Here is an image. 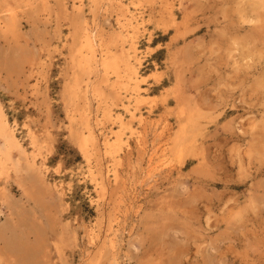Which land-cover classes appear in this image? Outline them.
I'll list each match as a JSON object with an SVG mask.
<instances>
[{
	"label": "rangeland",
	"instance_id": "obj_1",
	"mask_svg": "<svg viewBox=\"0 0 264 264\" xmlns=\"http://www.w3.org/2000/svg\"><path fill=\"white\" fill-rule=\"evenodd\" d=\"M0 104V264H264V0H0Z\"/></svg>",
	"mask_w": 264,
	"mask_h": 264
},
{
	"label": "bare ground",
	"instance_id": "obj_2",
	"mask_svg": "<svg viewBox=\"0 0 264 264\" xmlns=\"http://www.w3.org/2000/svg\"><path fill=\"white\" fill-rule=\"evenodd\" d=\"M79 5V4H78ZM80 6V5H79ZM128 8V7H127ZM130 9V8H129ZM126 17H127V15H126ZM126 19V18H125ZM127 20V19H126ZM125 20V21H126ZM121 22H123V21H121ZM128 22L130 23V25H132L134 28H137V30H139L138 29V27H136L139 23H140V20H139V18H138V16L137 15H135L134 13H131L130 14V17L128 18ZM120 25V24H119ZM140 25V24H139ZM138 25V26H139ZM86 27V26H85ZM98 27V26H97ZM124 27H125V24H124ZM94 28H96V27H94ZM121 28V27H120ZM94 30V29H93ZM95 31V30H94ZM130 31V30H129ZM96 32V31H95ZM95 32H93V31H90L89 30V28H88V30H86L85 32H84V34H83V37H82V43H83V45L84 46H86V48L85 49H89L91 52H94V49H95V47H98V46H95L96 44H97V38H96V33ZM130 33V32H129ZM128 34V33H127ZM126 34V35H127ZM132 36V35H131ZM133 37H134V35H133ZM126 40H127V38H126ZM97 41V42H96ZM132 41V40H131ZM128 42H130V41H128ZM130 47H128V48H130V50H129V52H128V56H129V60H128V66L126 67L127 69H128V67H129V70H130V74H133L134 76H136V77H138V75H139V71H138V63H139V56H138V53H139V46L137 45V43H136V41H132L131 43H130ZM78 49V48H77ZM83 49V48H82ZM81 49V50H82ZM87 49V50H88ZM141 49V48H140ZM80 50V49H79ZM80 50V51H81ZM109 50V49H108ZM103 51H104V49H103ZM112 51V50H111ZM105 52V51H104ZM107 53H109V51H107ZM91 54V53H90ZM95 54V53H94ZM93 55V54H92ZM108 55V54H107ZM112 55H113V53H112ZM83 56V55H82ZM103 56V55H102ZM109 56H111V55H109ZM93 56H91L90 58H92ZM104 57H106V56H104ZM112 57H114V55L112 56ZM117 58H118V56H116ZM83 58L84 57H82V60H83ZM99 58H100V56H99ZM103 58V57H102ZM93 59V58H92ZM109 59V58H108ZM111 59V58H110ZM119 59V58H118ZM75 60V59H74ZM86 60V59H85ZM97 60V59H96ZM101 60V59H100ZM100 60H98L99 62H100ZM104 60H106V59H104ZM121 62H122V60H120ZM82 62V61H81ZM90 62V61H89ZM96 63H97V61H96ZM127 64V63H126ZM125 64V65H126ZM91 65V64H90ZM101 65V64H100ZM117 65V61H115V59L114 60H110V61H106L105 63H104V67L105 68H107V67H114V66H116ZM124 65V64H123ZM122 65V66H123ZM102 67H103V64L101 65ZM117 68V67H116ZM116 68H114V69H116ZM118 68H119V66H118ZM122 68V67H121ZM77 70V69H76ZM91 70V69H90ZM123 70V69H122ZM126 70V69H125ZM115 71H118V70H115ZM115 71H114V73H115ZM127 71V70H126ZM107 72V71H106ZM76 73V72H75ZM113 73V72H112ZM113 73V74H114ZM117 73V72H116ZM122 73V72H121ZM120 73V74H121ZM126 73V72H125ZM129 74V73H128ZM110 75V74H109ZM112 75V74H111ZM114 76H116L115 78H117V74L115 75L114 74ZM129 76V75H128ZM140 76V75H139ZM74 77V76H73ZM78 77V76H77ZM122 77V76H121ZM127 77V76H126ZM126 77H123L124 79L126 78ZM78 79V78H77ZM122 78H120V80H121ZM128 79V78H127ZM78 81V80H77ZM80 82V81H79ZM118 82H119V80H118ZM126 81H124V83H125ZM128 82V81H127ZM131 82V81H130ZM136 82H137V80H136ZM139 82V81H138ZM69 83V82H68ZM73 83H74V81H73ZM76 83V82H75ZM78 83V82H77ZM89 83V82H88ZM120 83H123V79H122V81L120 82ZM123 83V84H124ZM129 83V82H128ZM133 83V82H132ZM138 84V83H137ZM140 84V83H139ZM120 85V84H119ZM119 85H118V87H119ZM130 85H131V83H130ZM129 85V86H130ZM134 85V84H133ZM78 86V85H77ZM140 86V85H139ZM78 87H80V86H78ZM115 87V86H114ZM125 87V86H124ZM67 91L69 92V93H71L72 91V87L71 86H67ZM88 89H90V87L88 88ZM127 89H128V87H127ZM127 89H125V91L127 90ZM133 89H135V88H133ZM77 91V90H76ZM88 91V90H87ZM129 91H130V89H129ZM134 91V90H133ZM93 92V91H92ZM121 92V91H120ZM119 92V93H120ZM135 92V91H134ZM138 92V91H137ZM136 92V93H137ZM95 93V92H94ZM93 93V94H94ZM97 93V92H96ZM141 92H138V95L139 96H141V94H140ZM93 96V95H92ZM96 96V95H95ZM94 96V97H95ZM144 96V95H143ZM98 97V96H97ZM96 97V98H97ZM137 98H138V96H137ZM1 105V104H0ZM1 107V106H0ZM2 108V107H1ZM90 110V109H89ZM142 114V113H141ZM132 115H134V113H132ZM8 115H6L5 113H3L1 110H0V135H2L3 136V138H4V144H3V146H0V153L2 154V157L0 158L1 160H0V165L2 166V167H4L5 166V164L7 163V161L8 160H10L11 159V157H10V150H11V148H13V147H18V148H22V150L24 149L23 147H22V145H21V143H20V141L18 140V138H17V136H16V134L15 133H17V132H15L14 131V128H13V125H11V123H10V121H9V119H8V117H7ZM90 116V115H89ZM141 116V115H140ZM139 116V117H140ZM90 119V118H89ZM88 119V120H89ZM93 119V118H92ZM144 119V118H143ZM95 120V119H94ZM93 120H91V122H92ZM98 121V120H97ZM94 122V121H93ZM95 122H96V120H95ZM101 123V122H100ZM82 124V123H81ZM84 124H85V122H84ZM83 124V125H84ZM94 124V123H93ZM98 124V123H97ZM93 126V125H92ZM95 126V125H94ZM93 126V127H94ZM85 127V126H84ZM84 127H82V128H84ZM92 127V128H93ZM28 128H30L29 126H28ZM79 128V127H78ZM89 128V127H88ZM85 129H87L86 127H85ZM90 129V128H89ZM29 130V133L33 136V131H31L30 129H28ZM27 130V131H28ZM95 130H96V128H95ZM97 130H98V128H97ZM31 131V132H30ZM91 131H92V129H91ZM111 131V130H110ZM113 131V130H112ZM111 131V132H112ZM33 132V133H32ZM89 132V130L87 131V133ZM101 132H102V130H101ZM105 132H107V131H105ZM104 132V133H105ZM37 133V132H36ZM82 133H84V132H82ZM97 133V132H96ZM100 133V132H99ZM99 133H98V135H99ZM80 134V133H79ZM94 134V133H93ZM103 134V133H102ZM106 134V133H105ZM30 135V136H31ZM35 136V135H34ZM38 136V135H37ZM89 136V135H88ZM87 136V137H88ZM103 136V135H102ZM105 136V137H104ZM103 137H104V143H102V144H107V142H108V136H110V135H108L107 136V134L106 135H104ZM29 137V136H28ZM86 137V138H87ZM94 137V136H93ZM98 137V136H97ZM102 137V138H103ZM89 138V137H88ZM31 140V139H30ZM39 140V139H38ZM92 140V139H91ZM94 140H96V138L94 139ZM83 141H87V139H84ZM34 143L36 142V140L35 141H33ZM97 142H99V140L97 141ZM103 142V141H102ZM31 143V142H30ZM89 143V142H88ZM100 143V142H99ZM98 143V144H99ZM110 143H112V142H110ZM1 144V143H0ZM38 144V143H37ZM92 144H93V141H92ZM97 144V143H96ZM141 144H142V142H141ZM32 145V144H31ZM83 145V144H82ZM88 145V144H87ZM139 145H140V143H139ZM37 146H40V143L37 145ZM89 146V145H88ZM98 146V145H97ZM100 146V145H99ZM107 146V145H106ZM33 147V146H32ZM84 147V146H83ZM92 147V146H91ZM96 146H94V148H95ZM101 147H104V150L105 149H107L105 146H101ZM109 147V146H108ZM35 148H37V147H35ZM81 149H82V147H80ZM85 148H86V146H85ZM84 148V149H85ZM101 149V148H100ZM26 150V149H25ZM37 150V149H36ZM91 150V149H90ZM89 150V151H90ZM97 150V149H96ZM27 151V150H26ZM87 151H88V149H87ZM87 151H85V154H86V152ZM22 152V151H21ZM29 152V151H28ZM104 152V151H103ZM108 152V151H107ZM23 153H26V152H23ZM88 153H90V152H88ZM28 155V154H27ZM90 155V154H89ZM96 155V154H95ZM1 156V155H0ZM86 157H87V155H86ZM97 157V156H96ZM13 158H14V156H13ZM26 158H27V156H26ZM25 159V158H24ZM28 159V158H27ZM30 159H31V157H30ZM12 160V159H11ZM18 160V159H17ZM35 160V159H34ZM26 161V160H25ZM36 161V160H35ZM10 162V161H9ZM18 162V161H17ZM30 162V161H29ZM13 163V162H12ZM33 163V162H32ZM44 163V162H43ZM163 163V162H162ZM164 163H166V162H164ZM16 164V163H15ZM34 164V163H33ZM42 164V163H41ZM45 164V163H44ZM161 164V163H160ZM9 165V164H8ZM163 165V164H162ZM44 166V165H43ZM11 167H13V166H11ZM19 163H17L16 164V168L17 169H19ZM39 167V166H38ZM9 168V167H8ZM41 168V167H40ZM1 169V168H0ZM23 169V168H22ZM45 169V168H44ZM1 171V170H0ZM23 171H25V169L23 170ZM12 172H14V171H12ZM28 172V171H27ZM43 172V171H42ZM23 173V172H22ZM48 173V172H47ZM6 174H7V172H6ZM15 174V173H14ZM18 174V173H17ZM7 175H10V174H7ZM6 175V176H7ZM44 175H45V173H44ZM106 175V174H105ZM5 176V177H6ZM19 176V175H18ZM102 176V175H101ZM107 176V175H106ZM6 178H8V176L6 177ZM3 179H4V177H3ZM103 178L101 177L99 180H101V181H103L102 180ZM107 179V178H106ZM116 179H118V178H116ZM119 180V179H118ZM50 181V180H49ZM17 182V181H16ZM19 182V181H18ZM47 182V181H46ZM97 182V181H96ZM95 182V183H96ZM119 182V181H118ZM20 184L26 189V187H25V183L24 182H20ZM34 184V183H33ZM100 184V183H99ZM104 184V183H103ZM21 185H19V186H21ZM101 185H102V183H101ZM27 187H28V184L26 185ZM28 189V188H27ZM115 235V232L113 231V236ZM113 238H116V236L115 237H113ZM115 240V239H114ZM111 242V244H112V246H114L115 244H113V240H112V238H111V240H110ZM115 247V246H114ZM119 263V262H118ZM11 264V263H10ZM12 264H14V263H12ZM121 264V263H120Z\"/></svg>",
	"mask_w": 264,
	"mask_h": 264
}]
</instances>
